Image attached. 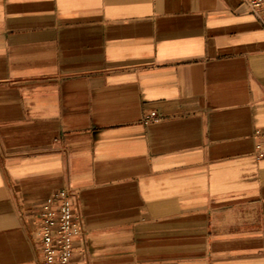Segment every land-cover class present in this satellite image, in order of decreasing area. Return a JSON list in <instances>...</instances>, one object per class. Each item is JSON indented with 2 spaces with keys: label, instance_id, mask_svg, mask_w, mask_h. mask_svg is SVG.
Segmentation results:
<instances>
[{
  "label": "crops",
  "instance_id": "crops-1",
  "mask_svg": "<svg viewBox=\"0 0 264 264\" xmlns=\"http://www.w3.org/2000/svg\"><path fill=\"white\" fill-rule=\"evenodd\" d=\"M256 129L264 24L240 0H0V264L40 263L67 186L75 263L264 264Z\"/></svg>",
  "mask_w": 264,
  "mask_h": 264
},
{
  "label": "built area",
  "instance_id": "built-area-1",
  "mask_svg": "<svg viewBox=\"0 0 264 264\" xmlns=\"http://www.w3.org/2000/svg\"><path fill=\"white\" fill-rule=\"evenodd\" d=\"M246 10L264 24V0H240ZM155 111L143 117L144 123L155 121ZM253 154L264 159V133L256 129ZM76 192L69 186L52 193L42 204L38 218L39 264H81L73 261L75 238L82 239L84 229L75 205Z\"/></svg>",
  "mask_w": 264,
  "mask_h": 264
}]
</instances>
